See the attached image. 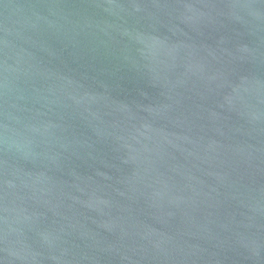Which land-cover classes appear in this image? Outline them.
Instances as JSON below:
<instances>
[{
    "label": "water",
    "instance_id": "water-1",
    "mask_svg": "<svg viewBox=\"0 0 264 264\" xmlns=\"http://www.w3.org/2000/svg\"><path fill=\"white\" fill-rule=\"evenodd\" d=\"M0 264H264V0H0Z\"/></svg>",
    "mask_w": 264,
    "mask_h": 264
}]
</instances>
